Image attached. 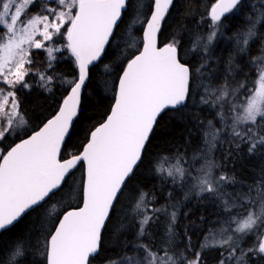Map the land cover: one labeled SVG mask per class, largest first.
Here are the masks:
<instances>
[{
  "label": "snow or ice",
  "instance_id": "1",
  "mask_svg": "<svg viewBox=\"0 0 264 264\" xmlns=\"http://www.w3.org/2000/svg\"><path fill=\"white\" fill-rule=\"evenodd\" d=\"M129 3L130 0H0V85L9 89L5 93L0 87V144L12 139L6 149H0V232L10 230L57 193L67 189L71 194L66 204L61 198L62 206L45 234L38 264H94L102 249L103 232L120 197L145 163V153L159 118L166 112L183 116L189 99H193L192 67L180 57L182 37L174 33L167 42L160 39L175 0H149L146 11L144 0H139L137 16L143 17L139 28L142 36L135 50L117 64L122 71L113 83L110 110L90 130L86 143L75 150L70 148L83 89L91 79L92 69L113 55L112 39L128 14ZM242 4L243 0H215L211 5L210 31L206 39L197 34L193 42V48L202 46L206 54L196 74H202L211 59L214 41L224 36L228 15L235 14ZM37 5L38 10L33 11ZM262 17L264 11L255 20L249 16L248 30L228 37L235 40L239 52L247 51ZM40 50L47 52L48 68L33 74L34 51ZM261 51L264 52V46ZM53 52L61 55L54 56ZM64 53L72 60L75 75L62 81L66 94L58 109L32 129L30 135L19 137L15 126L24 125L25 120L18 92L32 89L28 81L32 75L39 76L37 85L51 91L48 86L58 78L54 73L55 63ZM233 59L230 55L229 73ZM49 71L54 74L48 75ZM258 84L251 95L240 91L245 89L242 83L237 89H230L227 79L219 89L206 85L200 104L211 105L213 109L219 107L216 117L221 128L213 131V122L208 121V131L204 134L206 148L195 152L191 160L186 154L177 153L174 164L164 168L157 163L155 171L181 189L187 186L189 191L195 190L197 197L205 198L206 193L223 198L225 185L234 182V178L224 172L216 175L223 165L211 158L212 150L217 147L214 141L222 147L220 136L226 132L237 150L245 143L250 154L258 145L264 147V72ZM163 159L167 162L171 158ZM77 170L81 171L79 181L70 183ZM258 197L237 199L231 205L225 201L226 211L238 207L246 215L240 219L231 217L236 224L233 235L226 239L212 237L213 245L230 249L228 259H235L237 264H244L246 255L241 252L236 256L238 241L253 231L258 234V248H249L248 252L264 254V237L259 236V230L264 228V193L258 191ZM155 200L154 194L149 200L148 193L141 189L125 219L131 227H138L139 239L150 233L149 226L158 224L161 215L169 217L165 238L160 242L166 247L161 254L158 244H134L135 251L143 255L127 257L128 264H178L168 250L175 237L173 225L177 222V212L169 213L166 205L156 207ZM257 203L259 212L255 211ZM52 209L56 210V204ZM188 239L187 251L195 258L181 254L179 264H206L203 252L193 250L191 238ZM24 244L25 238L17 237L7 261L0 260V264H23L18 258H27ZM208 246L206 242L201 248ZM219 264H226L225 259Z\"/></svg>",
  "mask_w": 264,
  "mask_h": 264
},
{
  "label": "trees",
  "instance_id": "2",
  "mask_svg": "<svg viewBox=\"0 0 264 264\" xmlns=\"http://www.w3.org/2000/svg\"><path fill=\"white\" fill-rule=\"evenodd\" d=\"M139 0H130L128 14L124 17L123 23L120 24L112 39L113 55L106 58L102 63L97 64L91 73V79L83 91V102L79 110V115L72 126V138L70 148L75 150L76 147L86 143V137L91 129L102 122L113 102V83L117 75L122 71L117 67L124 55L135 50L134 46L138 38L142 36L139 31L142 15L137 16ZM215 0H175V7L167 17V22L161 41L167 42L172 34L178 33L182 37V49L180 57L183 61L190 63L193 71L191 87L193 99H189L188 106L183 110V116L177 113L166 112L158 120L155 130L152 134L151 141L148 144V150L145 153V163L141 165L135 176L129 182L128 188L124 190V195L120 197V203L116 205L112 218L108 222L103 232L102 249L99 257L94 264H128L127 257L131 256L132 250L138 254L133 245L137 243H155L160 245L161 254L166 245L160 244L165 238L167 232V218L164 215L159 217L158 224L150 225V233L137 239L136 232L138 227H131L125 219V213H131L130 208L142 189L148 193V199L154 194L156 196L155 206L166 205L168 212H177V222L173 225L175 237L171 246L168 248L169 253L176 259L181 253L188 259L195 257L187 251L190 243L193 250L203 252V260L206 264H215V261L222 259L225 251L222 247L201 249V242L204 235L218 228L221 215L226 210L223 202L217 200L215 204L211 201L208 194L205 198L197 197L196 192L191 196L184 195L178 185H173L171 179L165 181L163 177L155 171V166L160 163L164 157L175 160L177 153L187 156L191 160L195 152L205 147V132L208 130V121H212L214 129H220V120L216 117L215 109L211 105H201L200 96L205 93V86L219 89L226 82L230 89H237L242 83L245 89L240 91L244 95H249L251 89L255 87L258 75L264 69V52L261 51L264 46V17L256 26L257 35L254 36L247 46V51L241 53L236 48L235 40H229L233 34L246 32L250 26L248 17L255 20L257 15L264 11V0H243L242 8L235 14H229L226 21L224 36L214 41L211 46L213 53L206 66L202 69V74H196V68L204 63L206 54L202 46L193 48V42L197 34L206 39L210 31L208 25L210 18L208 16L211 5ZM149 0H144V11H146ZM39 5L33 8L37 11ZM202 17L204 19H202ZM137 19L138 26H132V21ZM54 56H60V53L53 52ZM234 57L232 62V72H228L229 56ZM47 52L44 50L34 51V64L31 66L33 74L45 72L48 68ZM126 62V61H125ZM108 65V68H105ZM54 73L58 78L54 79L48 86L51 91L45 90L35 83L39 76L32 75L28 81L32 84V89H21L18 92L21 101V114L25 119L24 128L17 132L19 137H25L31 133L41 121L49 118L58 109L60 101L66 94L64 91V80H71L75 75V68L72 60L67 53L56 61ZM52 71L48 75L54 74ZM2 87V85H0ZM5 90L7 87L4 88ZM27 129V133H25ZM215 131V130H213ZM220 139L223 141L222 147L217 142L215 158L216 163L223 167L220 169L226 175L234 178V182L229 185L241 183L250 186H257L264 189V147L258 145L257 150L250 154L248 144H242L237 150L236 145L230 143L231 136L229 133H221ZM18 141V140H17ZM12 143L11 137L0 144L1 149H6ZM219 170V169H218ZM220 172V173H221ZM219 173V174H220ZM81 171L77 170L72 181H79ZM242 186V187H243ZM181 190H177V189ZM171 196L169 197V193ZM178 193V194H177ZM260 193V192H259ZM188 194V195H189ZM195 194V195H194ZM247 198L253 196L250 191L246 194ZM61 198L66 204L71 199V194L67 189L63 193H57L47 203L43 204L35 212L24 217L17 222L10 230L0 232V260L7 261L12 248L15 246L16 238L23 236L25 244L23 250L27 258H18L23 264H38L41 260L40 251L44 245L45 234L50 227L52 219L61 208ZM56 204L57 209L52 213L50 209ZM225 208V209H224ZM123 224V226H122ZM264 228L259 230V236L262 235ZM254 240V242L252 241ZM258 243V234L256 231L247 234L242 244L247 246ZM153 250H157L153 248ZM179 251L181 253L179 254ZM138 255L142 256V253ZM264 264V254L257 251V256L251 258L248 264ZM179 263V262H178Z\"/></svg>",
  "mask_w": 264,
  "mask_h": 264
},
{
  "label": "rangeland",
  "instance_id": "3",
  "mask_svg": "<svg viewBox=\"0 0 264 264\" xmlns=\"http://www.w3.org/2000/svg\"><path fill=\"white\" fill-rule=\"evenodd\" d=\"M138 20L137 19H135V20H133L132 21V26H138ZM262 72H264V69L260 72V74L258 75V77H257V80H256V83H255V87L253 88V89H251L252 91H251V93L249 94V95H251L252 94V92L259 86V84H258V82H259V79H260V75H261V73ZM1 87V86H0ZM2 87L3 88H5V87H7V86H5V85H2ZM6 91L7 90H5V93H6ZM200 99H201V96L199 97ZM9 110H10V106H9ZM25 120V119H24ZM220 123V122H219ZM26 124V123H25ZM25 124L24 125H19L18 123H17V125L15 126V131H16V133L17 132H19V131H21L23 128H24V126H25ZM7 126V119L5 118L4 119V127H6ZM214 126V125H213ZM220 126H221V124H220ZM215 127V126H214ZM213 130H216V129H214L213 128ZM208 131V130H207ZM221 137V136H220ZM209 139H211V137H209ZM214 143H217V142H215L214 141ZM204 148H206V145H205V147ZM203 148V149H204ZM0 149H1V147H0ZM216 148H214L213 150H212V156H211V158L212 159H214V161L216 162V160H215V158L217 157V153H216V150H215ZM203 161H201V163H202ZM175 163V160L174 159H169L167 162H165L164 161V159L162 158L161 160H160V164H162V166L164 167V168H167L168 166H169V164H174ZM197 166H199V165H197ZM221 171H220V169L219 170H216V175L217 176H219ZM243 185L241 184V183H237L236 185H229V183L227 184V185H225V187H224V193H225V195L223 196V198H218V197H215V196H210L211 197V201L215 204V201H217V200H219V201H221V202H223L224 204H225V201H227V203L229 204V205H231V204H233V203H235L236 202V200L237 199H239V200H243V199H245V198H247V196H246V194H247V192L248 191H250L251 192V194L253 195V196H251V198L252 199H258L259 197H258V191L260 192V193H264V189L263 190H261V189H259L257 186H248V185H246V184H244V186L242 187ZM177 190H181V189H177ZM195 190H192V191H189V189H188V187L186 186L184 189H182V192L184 193V195L185 194H187V196H186V198L188 197V196H191V194H189V192L190 193H192V192H194ZM178 194V193H177ZM189 194V195H188ZM206 194V193H205ZM257 194V195H256ZM195 195V194H194ZM136 199V198H135ZM135 203V201L133 202V204ZM259 208H260V205H259V203H257V205H256V208H255V211H257V212H259ZM56 209H57V207H56ZM225 209V208H224ZM50 211H52V213L54 212L53 211V209L51 208L50 209ZM130 211H131V208H130ZM244 215H246V213L245 212H242L238 207L237 208H230V209H228V211H224L223 212V214L221 215V219H220V221H219V224H218V228L216 229H212L211 231H208L205 235H204V237H203V240H202V242H201V245L202 244H205L206 242L208 243V247H206V248H215V247H220L219 245H213L212 244V237H215L216 239H226L227 238V236L228 235H233L234 233H233V230L236 228V224L234 223V222H232V220H231V218L230 217H232V216H237V218L238 219H240V218H242ZM229 217V218H228ZM167 218H169V217H167ZM228 219V220H227ZM225 220V221H224ZM229 222V223H228ZM224 224V225H223ZM221 230H223V235H221ZM254 232V231H253ZM252 233V232H251ZM210 234V235H209ZM250 234V233H249ZM238 235V234H237ZM208 236H210V237H208ZM246 236V235H245ZM245 236H243V238L242 239H240L239 241H238V243H239V245H240V247H239V249L237 250V252H236V256H240L241 255V252H243V253H246V255L244 256V264H248V261L251 259V258H255L256 256H257V251H253V252H251V253H249L248 252V249L249 248H258V243L256 244V245H254L253 244V242H254V240H252L253 242H252V244H250V245H247V246H245V245H243L242 244V241H243V239L245 238ZM261 236V235H260ZM206 238H207V241H206ZM206 248H201L202 250H204V249H206ZM222 249L225 251L224 253H225V255L222 257V259H225V261H227L226 262V264H237V262H236V260L234 259H231L230 261H229V259H228V254H229V251H230V249L227 247V246H225V247H222ZM229 249V250H228ZM164 250V249H163ZM162 250V251H163ZM239 251V252H238ZM181 253V251H179V254ZM181 254H184V253H181ZM138 254H136V253H134V251L132 250V253H131V256L130 257H133V256H137ZM179 258H180V256L179 257H177V261L179 262ZM221 259H219V260H217V261H215V264H219V261H220ZM233 260V261H232ZM105 264H113V263H105ZM179 264V263H178ZM249 264H251V262L249 263Z\"/></svg>",
  "mask_w": 264,
  "mask_h": 264
},
{
  "label": "water",
  "instance_id": "4",
  "mask_svg": "<svg viewBox=\"0 0 264 264\" xmlns=\"http://www.w3.org/2000/svg\"><path fill=\"white\" fill-rule=\"evenodd\" d=\"M83 91H84V89H83ZM50 118V117H49ZM106 118V117H105ZM76 119V118H75ZM31 134V133H30ZM30 134H28V135H30ZM89 134H90V132H89ZM26 137V136H25ZM18 142V141H17ZM262 237H264V231H263V234H262Z\"/></svg>",
  "mask_w": 264,
  "mask_h": 264
},
{
  "label": "bare ground",
  "instance_id": "5",
  "mask_svg": "<svg viewBox=\"0 0 264 264\" xmlns=\"http://www.w3.org/2000/svg\"><path fill=\"white\" fill-rule=\"evenodd\" d=\"M201 162V161H200ZM203 163V162H202ZM257 195V194H256ZM259 199V198H258ZM229 218V217H228ZM231 218V217H230ZM228 220V219H227ZM225 221V220H224ZM229 223V222H228ZM224 225V224H223ZM210 235V234H209ZM208 237H210V236H208ZM229 250V249H228ZM239 252V251H238ZM234 260V259H233ZM232 260V261H233ZM230 261V260H229ZM227 262V261H226ZM230 264V263H229Z\"/></svg>",
  "mask_w": 264,
  "mask_h": 264
}]
</instances>
